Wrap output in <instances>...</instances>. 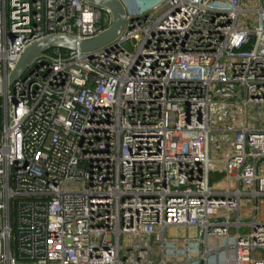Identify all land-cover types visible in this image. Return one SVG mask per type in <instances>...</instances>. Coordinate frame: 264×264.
<instances>
[{"label":"built area","instance_id":"1","mask_svg":"<svg viewBox=\"0 0 264 264\" xmlns=\"http://www.w3.org/2000/svg\"><path fill=\"white\" fill-rule=\"evenodd\" d=\"M153 6L125 50H51L11 90L31 44L113 16L0 0V264H264V0Z\"/></svg>","mask_w":264,"mask_h":264},{"label":"water","instance_id":"2","mask_svg":"<svg viewBox=\"0 0 264 264\" xmlns=\"http://www.w3.org/2000/svg\"><path fill=\"white\" fill-rule=\"evenodd\" d=\"M109 9L113 20L111 26L102 34L90 38L79 39L64 34H52L34 42L23 52L14 69L7 77V86L14 90L16 84L24 80L31 72L34 65L44 58L51 50L60 49L66 51H78L90 58L100 57L102 54H113L119 50H125L122 40L123 33L130 21L126 5L121 0H82ZM138 53H135L132 65L136 62ZM3 86L0 84V98ZM2 215L0 212V230Z\"/></svg>","mask_w":264,"mask_h":264},{"label":"rangeland","instance_id":"3","mask_svg":"<svg viewBox=\"0 0 264 264\" xmlns=\"http://www.w3.org/2000/svg\"><path fill=\"white\" fill-rule=\"evenodd\" d=\"M121 1L126 5L128 12L129 11L131 13L133 12V14H136V15L142 14V13H147V12H151V14H153V15H155L157 13V10L153 9L154 6H146V4L149 2V0H121ZM160 9L161 8H159V10ZM210 115L212 116V120L217 119L219 117L218 112H212ZM212 125H214V122H212ZM259 203L262 207L264 202H263V200H260ZM243 217H245V213L243 214ZM241 233L242 234L247 233V229H241Z\"/></svg>","mask_w":264,"mask_h":264},{"label":"crops","instance_id":"4","mask_svg":"<svg viewBox=\"0 0 264 264\" xmlns=\"http://www.w3.org/2000/svg\"><path fill=\"white\" fill-rule=\"evenodd\" d=\"M156 1H157V0H149V2L146 4V6H153V4H154ZM233 123H234V124L229 125V127L239 129V128L243 127L244 125H246V119L241 115V116L238 117L237 119H234V120H233ZM226 125H227V124H225V126H226ZM225 126H224V127H225ZM222 127H223V126H222ZM227 135L229 136V135H231V134H228V133H227Z\"/></svg>","mask_w":264,"mask_h":264},{"label":"trees","instance_id":"5","mask_svg":"<svg viewBox=\"0 0 264 264\" xmlns=\"http://www.w3.org/2000/svg\"><path fill=\"white\" fill-rule=\"evenodd\" d=\"M222 176L223 175H222L221 172H213V173H211V175H210V181H211V183H213L215 180L221 178Z\"/></svg>","mask_w":264,"mask_h":264}]
</instances>
